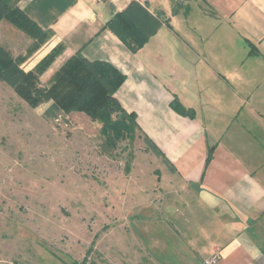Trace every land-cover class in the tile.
Wrapping results in <instances>:
<instances>
[{
  "label": "crops",
  "instance_id": "crops-1",
  "mask_svg": "<svg viewBox=\"0 0 264 264\" xmlns=\"http://www.w3.org/2000/svg\"><path fill=\"white\" fill-rule=\"evenodd\" d=\"M130 4L157 23L135 52L107 25ZM17 5L48 31L23 61L25 70L61 46L69 55L79 51L124 74L115 98L135 114L173 174L193 189L190 207L200 215L191 218L187 255H216L215 264H264V0H18ZM4 25L16 29L1 20ZM174 98L193 116L176 112Z\"/></svg>",
  "mask_w": 264,
  "mask_h": 264
},
{
  "label": "rangeland",
  "instance_id": "rangeland-1",
  "mask_svg": "<svg viewBox=\"0 0 264 264\" xmlns=\"http://www.w3.org/2000/svg\"><path fill=\"white\" fill-rule=\"evenodd\" d=\"M20 32L4 25L0 42L25 61L37 48ZM71 55L58 50L40 86ZM51 103L32 107L0 79V264H206L183 249L194 193L163 156Z\"/></svg>",
  "mask_w": 264,
  "mask_h": 264
},
{
  "label": "trees",
  "instance_id": "trees-1",
  "mask_svg": "<svg viewBox=\"0 0 264 264\" xmlns=\"http://www.w3.org/2000/svg\"><path fill=\"white\" fill-rule=\"evenodd\" d=\"M18 0H0V21L5 20L16 29L35 40L34 49L48 35L24 10L17 5ZM131 4L116 12L107 25L135 52L157 27L150 16L139 6ZM175 10L173 9V12ZM138 14H143L140 17ZM153 23V24H152ZM61 46L52 48L28 71L20 68L23 60L15 59L10 51L0 44V79L12 85L15 93L30 106L52 101V108H60L65 113H81L90 120L102 124L101 131L109 141L137 135L156 150L153 142L138 127L134 113L122 108L114 93L125 76L111 63L104 60H88L79 51L73 53L53 74L48 86H40L39 75L52 62ZM171 107L182 115L193 116L191 108H185L176 98ZM212 146L208 148L205 166L212 156ZM164 158V157H163ZM165 159V158H164Z\"/></svg>",
  "mask_w": 264,
  "mask_h": 264
},
{
  "label": "built area",
  "instance_id": "built-area-1",
  "mask_svg": "<svg viewBox=\"0 0 264 264\" xmlns=\"http://www.w3.org/2000/svg\"><path fill=\"white\" fill-rule=\"evenodd\" d=\"M99 1H104V0H99ZM108 1V0H105ZM109 1H120V0H109ZM218 260V257L216 255H212L209 257L208 260H205L204 263L206 264H215Z\"/></svg>",
  "mask_w": 264,
  "mask_h": 264
}]
</instances>
